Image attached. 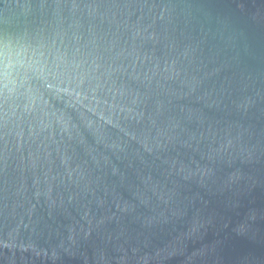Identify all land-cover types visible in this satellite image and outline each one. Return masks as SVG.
<instances>
[{"label":"water","instance_id":"1","mask_svg":"<svg viewBox=\"0 0 264 264\" xmlns=\"http://www.w3.org/2000/svg\"><path fill=\"white\" fill-rule=\"evenodd\" d=\"M0 264H264V0H0Z\"/></svg>","mask_w":264,"mask_h":264}]
</instances>
